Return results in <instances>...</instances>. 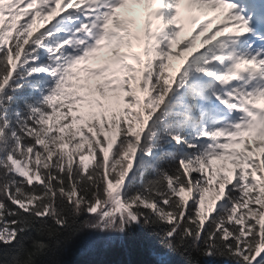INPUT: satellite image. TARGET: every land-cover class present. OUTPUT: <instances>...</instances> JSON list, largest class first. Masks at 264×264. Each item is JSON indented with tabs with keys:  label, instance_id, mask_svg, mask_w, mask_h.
Returning <instances> with one entry per match:
<instances>
[{
	"label": "snow or ice",
	"instance_id": "obj_1",
	"mask_svg": "<svg viewBox=\"0 0 264 264\" xmlns=\"http://www.w3.org/2000/svg\"><path fill=\"white\" fill-rule=\"evenodd\" d=\"M137 231L264 264V0H0V264Z\"/></svg>",
	"mask_w": 264,
	"mask_h": 264
},
{
	"label": "trees",
	"instance_id": "obj_2",
	"mask_svg": "<svg viewBox=\"0 0 264 264\" xmlns=\"http://www.w3.org/2000/svg\"><path fill=\"white\" fill-rule=\"evenodd\" d=\"M79 243V237L69 240L67 251L59 257L61 264H149L151 259L150 244L139 231L102 250L83 252Z\"/></svg>",
	"mask_w": 264,
	"mask_h": 264
}]
</instances>
